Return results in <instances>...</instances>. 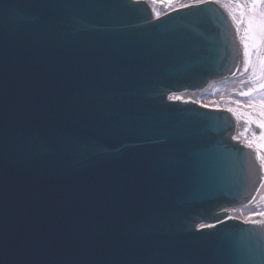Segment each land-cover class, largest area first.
I'll use <instances>...</instances> for the list:
<instances>
[{"label":"water","instance_id":"1","mask_svg":"<svg viewBox=\"0 0 264 264\" xmlns=\"http://www.w3.org/2000/svg\"><path fill=\"white\" fill-rule=\"evenodd\" d=\"M147 3L0 0V264H264V220L223 211L264 155L168 99L236 73L232 22Z\"/></svg>","mask_w":264,"mask_h":264},{"label":"snow or ice","instance_id":"2","mask_svg":"<svg viewBox=\"0 0 264 264\" xmlns=\"http://www.w3.org/2000/svg\"><path fill=\"white\" fill-rule=\"evenodd\" d=\"M214 0H194L193 3L184 5L190 9L201 11V4H210ZM236 9L237 30L243 28V36L241 37L245 56L248 58L246 63H251V51H255L258 55L259 70L256 71L253 66V75L258 77V88H251L246 92H241L242 96H252L254 92L261 93L259 99H254L245 107L256 110V114L248 112L246 115V124H255L261 130L259 136L260 146L264 147V0H233ZM247 67L245 71H247ZM239 103V102H237ZM227 111L233 112L234 109L228 108ZM219 219V218H218ZM214 227V225H213Z\"/></svg>","mask_w":264,"mask_h":264},{"label":"bare ground","instance_id":"3","mask_svg":"<svg viewBox=\"0 0 264 264\" xmlns=\"http://www.w3.org/2000/svg\"><path fill=\"white\" fill-rule=\"evenodd\" d=\"M145 2H151V7L153 9V12L155 14V16H158L157 12H156V4L153 2V0H144ZM156 1H161V2H170V3H174L177 2L178 0H156ZM192 2H187L181 4L182 6L184 5H188L191 4ZM179 6V7H182ZM221 6L226 7L224 4L221 3ZM178 8V6L176 7ZM227 8V7H226ZM166 13V12H165ZM249 75H253V72L251 71L249 74L242 76L241 78H237V79H231V80H225L224 82H218V81H209V85L206 88H199V89H191V90H185V91H179V92H174L171 97L174 98H179V99H183V100H192V101H197L196 99H200V97L205 96L204 101H201V105L202 106H208V108H213V109H223L226 110L227 107L223 106L220 101L217 99L219 96V93L224 91V92H228L230 93L231 91L234 93V95H236V97L239 95L238 93L242 92L246 87L245 85H248L249 83H251V81H248V77ZM253 79V77H252ZM259 83V82H258ZM258 83H256V85L254 86L255 88H258ZM245 87V88H244ZM234 95L231 94L230 97H232L231 99L234 100ZM261 93H258V95L256 96L255 99H259ZM253 99H251L250 101H252ZM249 104V103H248ZM249 112H252L253 115L256 114V110L254 109H248ZM238 139V138H237ZM241 140V139H239ZM244 142V141H243ZM262 149V148H261ZM262 151V150H261ZM263 155H264V151ZM264 201V186L261 185L260 188V196L254 200H252L248 205L246 206H232V207H228L227 209H224L223 211L227 212L231 217L234 218H238L241 221L244 222H248L251 220H257L256 218L253 217H240L239 215L233 214L232 215L229 213L230 210L233 209H243L244 207L250 206V205H254L259 201ZM202 226L208 227L211 226L210 222H200L198 223V227L201 228Z\"/></svg>","mask_w":264,"mask_h":264},{"label":"rangeland","instance_id":"4","mask_svg":"<svg viewBox=\"0 0 264 264\" xmlns=\"http://www.w3.org/2000/svg\"><path fill=\"white\" fill-rule=\"evenodd\" d=\"M186 1H194V0H178L177 2L174 3H170V2H161V1H156L153 0V2L156 4V12L158 15H162L165 12H168L169 10L185 3ZM257 71V69H256ZM253 72V69H252ZM254 76V75H253ZM222 83V82H221ZM256 85V81H252L251 83H249L248 85H245V89L243 90L244 92L248 91L251 88H255L254 86ZM256 93V95L253 96H242L240 95V93H238L239 95L236 97V95H234V93L231 91L230 93L228 92H220L219 96H218V100L220 101V103L227 107V108H232L234 109L233 112L237 113V116L242 118L243 113H248V109L247 107H245L246 105H248V103L250 102L251 99H255L256 96L258 95L259 92H254ZM253 93V94H254ZM233 94L234 95V100H232L230 97V95ZM207 99L205 97H203V101ZM239 102V103H237ZM242 114V115H241ZM258 150H262L264 151V149L257 147ZM231 215L236 214L239 215L240 217H253V218H263L264 219V201H259L256 204H252L250 206L244 207L243 209H233L230 210L229 212Z\"/></svg>","mask_w":264,"mask_h":264},{"label":"flooded vegetation","instance_id":"5","mask_svg":"<svg viewBox=\"0 0 264 264\" xmlns=\"http://www.w3.org/2000/svg\"><path fill=\"white\" fill-rule=\"evenodd\" d=\"M228 6L232 9L233 14L236 15V9H235V4L233 2V0H224ZM237 36L239 39V43H240V52H241V58H240V66H239V70L237 72L236 78H241L242 76H245L247 74H249L252 69L253 66H255V68L257 69V72L259 70V61H258V55L255 51H251V56H250V61L251 63H246V61L248 60V58L245 56V48H244V43L241 39V37L243 36V28L240 29V31L238 32L237 30ZM247 67V71H245V68ZM253 77V79H252ZM248 81H256V83H258V77L253 76V75H249V77L247 78ZM244 92V91H242ZM241 93V92H240ZM256 95V93L252 94ZM235 115V119L237 122V135H238V139H241L242 141H244L247 145L251 146V147H259V148H263L260 146V141H259V136L261 134V130L259 128L256 127L255 124H246L245 121L247 119L246 115H244L245 113H243L242 118L237 116V113L233 112ZM242 115V114H241Z\"/></svg>","mask_w":264,"mask_h":264}]
</instances>
